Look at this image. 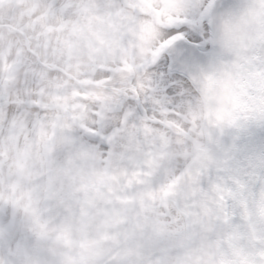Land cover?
I'll return each instance as SVG.
<instances>
[{"label": "clouds", "instance_id": "9594fccd", "mask_svg": "<svg viewBox=\"0 0 264 264\" xmlns=\"http://www.w3.org/2000/svg\"><path fill=\"white\" fill-rule=\"evenodd\" d=\"M216 2L0 0V219L34 264H264V0Z\"/></svg>", "mask_w": 264, "mask_h": 264}, {"label": "snow or ice", "instance_id": "6c2138e0", "mask_svg": "<svg viewBox=\"0 0 264 264\" xmlns=\"http://www.w3.org/2000/svg\"><path fill=\"white\" fill-rule=\"evenodd\" d=\"M207 0H194L195 7L193 8V15H199V10L202 8L203 3ZM225 5L222 0H217L215 5H209L210 12L208 15V22H210L212 15L221 11ZM207 23L202 22L199 25H194L195 31L189 37L186 43L187 49L177 50L175 53L176 60L172 68H170L164 76L161 77V84L169 94V98L173 99L181 88V81L176 79L175 74H184L190 71L191 67L199 60L212 55L207 47L208 42L198 43L203 35V29ZM3 153L0 152V155ZM39 223V221H37ZM44 225H41L43 227ZM177 229L172 228L171 231L175 232ZM164 237L161 235L157 238V248L153 251L152 255L157 254L159 251L158 245L163 242ZM23 241V244L21 243ZM5 245H7L8 258L13 260V264H34L35 257L31 255L34 249V241L26 235L22 227V221L17 219L11 224L7 223L4 219H0V253H3ZM13 245H16V251H13ZM23 247V251L20 249ZM0 264H4V260L0 259ZM99 264H120V261L114 257H107L102 259ZM141 264H150L148 256L144 258Z\"/></svg>", "mask_w": 264, "mask_h": 264}]
</instances>
